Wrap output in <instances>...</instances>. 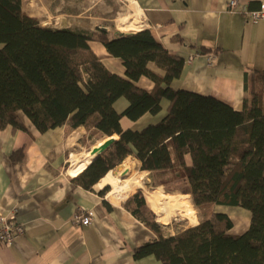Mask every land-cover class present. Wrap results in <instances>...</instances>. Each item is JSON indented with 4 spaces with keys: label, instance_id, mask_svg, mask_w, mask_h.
Masks as SVG:
<instances>
[{
    "label": "trees",
    "instance_id": "obj_1",
    "mask_svg": "<svg viewBox=\"0 0 264 264\" xmlns=\"http://www.w3.org/2000/svg\"><path fill=\"white\" fill-rule=\"evenodd\" d=\"M26 1L0 0V126L24 128L21 111L45 131L78 111L85 129L114 133L110 145L70 177L87 189L130 154L137 169L151 171L154 186L168 187L173 176L159 179L156 174L170 172L166 139L171 138L199 219L163 235L143 189H133L122 205L155 233L134 246L133 256L153 254L162 264H264V67L244 70L242 107L235 109L213 95L174 88L171 81L180 75L184 57L169 53L149 28L114 36L106 19L92 28L45 25L23 7ZM89 40L120 57L124 75L109 70ZM148 61L163 73L148 69ZM143 73L153 80L150 90L136 84ZM119 96L127 100L121 111L113 106ZM163 97L169 102L158 121L140 128L122 124L123 116L133 121L157 113ZM186 152L190 163L184 160ZM102 203L110 207L105 198ZM216 205L247 209V227L230 232L232 219Z\"/></svg>",
    "mask_w": 264,
    "mask_h": 264
},
{
    "label": "crops",
    "instance_id": "obj_2",
    "mask_svg": "<svg viewBox=\"0 0 264 264\" xmlns=\"http://www.w3.org/2000/svg\"><path fill=\"white\" fill-rule=\"evenodd\" d=\"M116 1L120 10L123 6H133L138 15L131 14L136 18L128 16V23L121 19L114 25H107L112 35L147 27L169 53L179 54L184 59L188 53L194 54L190 61L184 60L180 75L172 79L174 88L213 95L235 109L242 107L244 70L264 67V19L248 20L240 6L257 8L264 0H238L239 5L234 11L226 9L227 0ZM82 2L28 0L23 7L39 15L40 22L45 25L86 27L82 23V11L88 7L82 10ZM96 2L109 7L107 0ZM51 8L59 10L56 15L62 16L65 22H59L56 16L52 19ZM94 14L92 16L98 20L105 18L102 14ZM120 23L129 29L123 31L119 28L122 27ZM89 45L109 70L124 75L120 57L110 54L98 40H89ZM200 46L209 48L200 50ZM146 66L153 72L164 71L153 61H148ZM136 84L150 90L153 80L143 73ZM168 102L163 97L157 113L146 112L133 121L122 117L121 122L131 128L156 122L165 114ZM126 104L124 96L113 101L117 111ZM18 114L24 128L9 124L0 126V213H6L9 221L22 224L23 231L11 243L0 242V264H162L153 254L133 256L134 246L153 238L155 233L126 209L118 197L110 199L105 194L99 195L102 187H95V183L87 189L70 181V177L81 171L91 158L87 157V152L79 153L76 164L81 167L75 172L70 171L72 159L67 165L66 150L72 137L77 135L84 142L83 136L97 128L85 129L79 122L78 111H72L62 124L45 131L38 130L23 112ZM107 135L116 138L114 133ZM105 140L97 143L102 144ZM166 146L174 178L168 187L159 186L169 191L180 187L186 189L182 182L184 170L171 138L166 139ZM183 156L186 163L191 162L189 152ZM127 157H132L136 163L133 154ZM187 191L180 193L187 194ZM144 194L150 204L158 208L146 192ZM102 198L108 201L109 208L102 203ZM77 207L92 209L90 223L78 224L72 220ZM216 209L226 212L232 219L230 232L239 233L247 227L250 216L247 209L237 205H216ZM164 213L162 219L157 213L155 216L163 235L175 233L199 219L196 206L195 211L179 212L184 215L186 224L180 221L179 214L170 210Z\"/></svg>",
    "mask_w": 264,
    "mask_h": 264
},
{
    "label": "rangeland",
    "instance_id": "obj_3",
    "mask_svg": "<svg viewBox=\"0 0 264 264\" xmlns=\"http://www.w3.org/2000/svg\"><path fill=\"white\" fill-rule=\"evenodd\" d=\"M95 1L96 0H92L91 2H89L88 0H83V2H82V10H83V8L85 6L88 7L87 10H83L82 11V23L86 27H91V26L95 27L96 23H98V18L92 16V15H95L94 14L95 12L105 16L104 19H106L107 21H110L112 25L116 24V22L120 21L121 19L124 20V23H128V21H127V19L129 18L128 16L135 17V16L138 15L137 10L133 6H123L121 8V10H120L118 8V2L116 0H107L109 7H104L103 5L100 6V3L99 2L95 3ZM30 5H31V3H30ZM40 12L44 13L43 10L42 11L40 10ZM58 12H59V10L56 11V10H53V8H51L52 19H53V16L57 17L56 14ZM131 14H133L135 16H133ZM88 15H91L92 17L88 16ZM57 18H58L59 22H65V20L62 19V16H58ZM76 18L78 19V17H76ZM113 20H115V23H113ZM120 25H122V24L120 23L119 26ZM124 25H122V27L120 26L119 28L120 29H124L123 31H126L127 29H129V27H126ZM123 117H125V116H123ZM100 135H101L102 138H106V139L111 137L110 135H107L105 133H104V135L100 133ZM90 148H91V145L89 146L86 142H82L78 138L77 135H74L72 137V142L69 144V147L66 150V156H67V159H68L66 161V164L69 165V163H70L69 160H71V158H73V157H75L77 155H80V154H82V155L85 154L86 152H88L90 150ZM128 159L129 160L131 159L130 161L132 163V170H128L127 174L125 175V177H128V175L130 173H132V171H133V173L138 172V175L140 174L142 177L138 176V180L140 181L139 182V186H138V184H136L137 186L132 187L126 194H129L133 189L135 190L138 187H141L143 189V191L146 192V193H147V191L154 190L156 187L152 184L153 177H152L151 172L150 171H140L139 169L136 168V165H135V162H134L133 158L132 157H128ZM123 169L124 168H123V162H122L118 166V168H116L114 170H111V172L116 174L120 178L119 173H120V170H123ZM169 174L171 176H173V173L171 171L169 173H168V171L160 172V173H157L156 176L159 179H164V178H168ZM173 178H174V176H173ZM120 179H122V178H120ZM107 185H108V188H107V190L105 191L104 194L106 195V197H108L110 199L115 198L114 196H112V194L111 195L107 194L109 192V190L111 189V185H109V184H107ZM157 187L162 188L159 185ZM163 188H165V186H163ZM163 191L165 193L172 192L174 194L175 201L173 200V205L169 204V205H167L166 208H162V209L155 207L154 204L151 203L153 208L157 209V211H156V209H155V211H156L158 217L159 218L161 217L160 219H162L163 215H165L164 211H169L170 210L175 215L179 214L180 221H182L183 223L186 222L184 220V215L183 214L180 215V213H183L184 210L195 211V206L193 205V202L191 200V197H190L189 193L188 192H187V194L180 193L181 191H183V187H180V188H178L177 190H174V191H169L168 189L167 190L163 189ZM119 192L120 191H117L116 193L119 194ZM188 195H189V197H188ZM186 223H184V224H186Z\"/></svg>",
    "mask_w": 264,
    "mask_h": 264
},
{
    "label": "bare ground",
    "instance_id": "obj_4",
    "mask_svg": "<svg viewBox=\"0 0 264 264\" xmlns=\"http://www.w3.org/2000/svg\"><path fill=\"white\" fill-rule=\"evenodd\" d=\"M114 139L115 138L111 139L110 137V138H107L102 144H98L97 142L94 144H91L92 148L89 150V152H87V155H88L87 157L91 156V158L87 161V164H89L97 155L103 152ZM71 159H72V166L70 167V171L75 172L81 166L76 164V161H77L76 156ZM130 160L127 157L123 161V168H124L123 170H126V171L132 170V163ZM85 163L86 161L83 164ZM138 176H141V175L140 174L138 175V172L133 173L132 171V173H130L128 177L124 176L125 178L120 177L122 178L120 179L116 174L112 173L110 170V171H107L102 177H100L98 181L95 182L94 186L97 188H101L105 184H109L111 185V189L109 190L107 194H110V195L112 194V196L114 197H119L120 195L126 194L132 187L137 186L136 184H138L139 186L140 181L138 180ZM117 191H120L119 194L116 193ZM146 195L160 209L167 207V205H169L171 202L173 203V200L175 201L174 194L172 192L165 193L162 188L157 187V186L154 190L147 191Z\"/></svg>",
    "mask_w": 264,
    "mask_h": 264
},
{
    "label": "built area",
    "instance_id": "obj_5",
    "mask_svg": "<svg viewBox=\"0 0 264 264\" xmlns=\"http://www.w3.org/2000/svg\"><path fill=\"white\" fill-rule=\"evenodd\" d=\"M239 5L238 0H227L226 9L229 11H234ZM240 8L246 13L248 20H254L257 18L264 19V4L257 8H248L245 5H241ZM193 53H188L185 56V61H190L193 58ZM210 56L208 58V63H210ZM93 218L92 209H84L83 207H77L72 215V220L78 224H88ZM23 231V225L20 223H13L8 220V215L6 213H0V242L1 243H11L14 238L21 234Z\"/></svg>",
    "mask_w": 264,
    "mask_h": 264
},
{
    "label": "water",
    "instance_id": "obj_6",
    "mask_svg": "<svg viewBox=\"0 0 264 264\" xmlns=\"http://www.w3.org/2000/svg\"><path fill=\"white\" fill-rule=\"evenodd\" d=\"M99 132H100L99 129H94V130H91L89 133H86V134L83 136V140H84V142H86V143L90 146L91 144H94V143L100 141V140H101V135H100ZM126 173H127L126 170H120L119 175H120V177L123 178V177L125 176ZM105 185H106V184H105ZM130 194H131V193L120 195V196L118 197V199L121 200V201H123V200H124L125 198H127Z\"/></svg>",
    "mask_w": 264,
    "mask_h": 264
}]
</instances>
